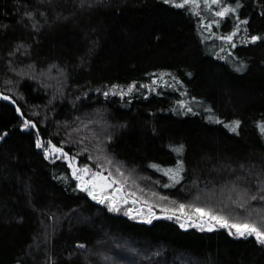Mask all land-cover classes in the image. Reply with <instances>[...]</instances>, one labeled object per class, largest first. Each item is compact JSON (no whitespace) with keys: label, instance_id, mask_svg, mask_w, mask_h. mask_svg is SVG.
I'll return each mask as SVG.
<instances>
[{"label":"trees","instance_id":"16d2710c","mask_svg":"<svg viewBox=\"0 0 264 264\" xmlns=\"http://www.w3.org/2000/svg\"><path fill=\"white\" fill-rule=\"evenodd\" d=\"M182 3L0 0V264H264V0Z\"/></svg>","mask_w":264,"mask_h":264},{"label":"snow or ice","instance_id":"6c2138e0","mask_svg":"<svg viewBox=\"0 0 264 264\" xmlns=\"http://www.w3.org/2000/svg\"><path fill=\"white\" fill-rule=\"evenodd\" d=\"M190 2L193 5H196L197 0H184V3L176 4L175 6L176 7H184L186 4H189ZM219 2H220V0H211L212 4H217ZM232 11H234V9L224 8L221 11L216 12L215 15L220 16V17H224L227 13L232 12ZM29 15H31V14H29ZM242 23H247V22L243 21ZM234 35H235V33H232V35L225 36V37H223V39L225 41L231 43L232 42V38H233ZM257 39H259V38L256 37V36H253L251 38L252 42H255ZM232 46L235 47V44H233ZM3 99L7 100L8 97L4 96ZM17 111H19V109H17ZM29 126L35 127L34 124L29 125V122L25 121V127L27 128ZM238 126H239V122L238 121L233 122V126H232L231 130L233 132H235L236 128ZM0 138H2V137H0ZM48 143L51 144L50 141ZM36 146H37V148L45 147V145H43L42 142L39 139H37ZM175 151L177 153L182 152L183 151V146H180V147L176 148ZM53 152L61 153L62 155H65V156L67 155V154H64L62 152V148H58V147H56L54 145L51 147L50 150L47 147H45V157L46 158L48 157V155H50ZM72 159H74V158H72ZM108 163L110 164L111 161H108ZM181 169H182V164H178V167H177V169L175 171L173 169H168L165 172V175H169V173H171L172 174L171 178L173 179V181L174 182H178L176 177L179 175V171ZM78 171H81L83 173H88L90 171V169L85 165L82 169H78ZM116 171H117V173H119V179L113 178L109 182V177H112V175H113L111 172L109 173L108 177L103 176L100 172H96V173H93L94 179L92 181L87 182V183H91L93 189L96 188V187H100L102 191L107 189V188L112 187L113 184L126 183L127 180H128V177L124 176V173L121 172L119 168H117ZM77 178L79 179V177H77ZM97 179L100 180V181H103V184H97L96 183ZM87 183L85 185V188H82L81 190H86ZM120 191H121L120 188L115 189V192H120ZM141 191H143V190L141 189ZM261 191H264V189H261ZM115 192L113 194V197L115 195ZM88 195L91 196L93 200H97L98 199V197H97V195L95 194L94 191H89ZM132 195H135V193H132ZM153 195H155V193H153ZM113 197H105V199L112 200ZM257 198L258 197L256 195H252L251 196L252 200H256ZM105 199H100L99 203L103 204L105 202ZM259 199L264 200V195L259 196ZM124 202L127 203L128 201L125 200ZM133 203H135V200L133 201ZM240 206L243 207V204H241ZM178 207H179V209L181 211H183L185 209L186 205L181 203V204H179ZM110 210H118V209H115L114 206H113V207H110ZM193 210L200 217H205L206 216V217H208L209 221H214L215 223H217L222 228H227V229H230V230L231 229H235V235L237 237H245L246 238V237L252 236V237H254L256 239V241L258 243L264 244V225H260V224H258L256 222H250L247 219H245L243 221L230 222L229 219L225 218L223 215L213 214L212 212L206 211L204 208H201V207H194ZM129 211H131V210H129ZM168 218H171V217H168ZM181 226L183 227V225H181ZM207 230L208 231H212L213 230L210 223H209V226H208ZM229 234L232 235L233 233L230 231ZM80 247H84V246L80 245Z\"/></svg>","mask_w":264,"mask_h":264},{"label":"water","instance_id":"95a60500","mask_svg":"<svg viewBox=\"0 0 264 264\" xmlns=\"http://www.w3.org/2000/svg\"><path fill=\"white\" fill-rule=\"evenodd\" d=\"M4 96H5V95L0 94V100H1V101L6 102V103L12 105L14 108L18 109V107L16 106V104H15V103H14L9 97H8L7 100L3 99ZM19 112H20V111H19Z\"/></svg>","mask_w":264,"mask_h":264},{"label":"rangeland","instance_id":"374dc122","mask_svg":"<svg viewBox=\"0 0 264 264\" xmlns=\"http://www.w3.org/2000/svg\"><path fill=\"white\" fill-rule=\"evenodd\" d=\"M96 182H97V184H103V181H100V180H96ZM114 208L115 209H117L118 208V206H114ZM197 215V217H200L198 214H196ZM144 217H145V215H143V216H141V219H144ZM202 218H206V219H208V217H202Z\"/></svg>","mask_w":264,"mask_h":264}]
</instances>
